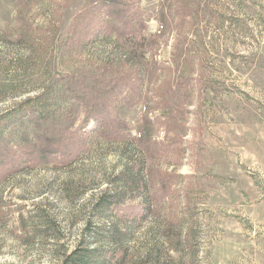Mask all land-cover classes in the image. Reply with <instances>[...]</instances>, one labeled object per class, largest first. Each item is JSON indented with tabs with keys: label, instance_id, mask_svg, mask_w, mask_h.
Here are the masks:
<instances>
[{
	"label": "rangeland",
	"instance_id": "obj_1",
	"mask_svg": "<svg viewBox=\"0 0 264 264\" xmlns=\"http://www.w3.org/2000/svg\"><path fill=\"white\" fill-rule=\"evenodd\" d=\"M124 1L135 23L143 24L146 42L158 30L157 11L166 0ZM168 1L178 2L181 16L194 14L190 34L186 23L192 18L185 17L171 23L157 49L117 42L124 53L95 22L85 25L71 49H62L86 0H0V116L42 95L37 108L46 119L42 130L23 119L0 139V167L7 159L18 165L1 170L0 264H55L49 222L36 221V232L28 223L33 204L55 219L59 238L72 244L85 220L97 221L92 200L131 156L141 159L136 148L96 142L86 121L78 141L87 149L71 167H33L29 161L41 148L36 135L61 140L82 118L78 96L94 97L125 74L115 61L127 57L141 80L135 94L112 101V114L124 123V134L137 138L146 97L161 102L148 113L150 136L140 149L145 182L157 189L162 183L173 199L162 212L175 207L196 220L210 264H264V0H188L190 7L185 0ZM24 31L34 36L28 45L16 43ZM94 33V41L81 45L85 34ZM154 61L158 70L151 68ZM128 205L130 213L138 211ZM114 212L120 216L124 209ZM151 221L146 218L145 226Z\"/></svg>",
	"mask_w": 264,
	"mask_h": 264
},
{
	"label": "trees",
	"instance_id": "obj_2",
	"mask_svg": "<svg viewBox=\"0 0 264 264\" xmlns=\"http://www.w3.org/2000/svg\"><path fill=\"white\" fill-rule=\"evenodd\" d=\"M184 4L189 6L191 2L185 0ZM177 5H173L168 0L165 1V4L157 11L158 30L155 34L150 35L145 42L141 31L144 26L142 23H135V14L131 11L130 4L128 5L124 0H86L85 13H82L72 24L62 49L65 51L71 49L78 39L77 36H80V33L88 28L85 25L91 24L92 26L94 22L96 23L94 28L103 37H115L113 43L119 51L125 53V48L118 45L117 42L133 46L141 42L142 46L157 49L160 46L159 40L165 36V32L172 22L180 24L183 18H192L188 22L189 24L186 23L187 35L190 34L191 28H194V14L191 13V17L189 14L181 16L183 9H178ZM93 10L95 11L93 12ZM90 12H92L91 15ZM107 20H113L115 24L109 23ZM175 29L178 28L175 27ZM34 31L46 34L41 30ZM87 35L83 36L84 43L82 42L81 45L85 46L97 37L95 33L90 38H87ZM33 38L31 31H24L19 35L16 43L28 45L33 41ZM129 58L115 61V64H120L117 66L126 68L127 72L121 77L114 76L113 83H105L94 97L78 96L83 109L82 118L79 119L77 126L64 130L61 140L49 139L42 134L36 135L41 148L40 151L32 152L29 155V157L31 156L29 161L33 167L38 164L54 163L53 165L69 168L78 161L81 154L87 149L86 145H81L78 141L79 135L86 132L85 128H82L86 121L93 125L88 130V134L94 135L96 142L100 138L102 142L116 144L120 148L131 147L133 151L136 148L142 159L143 149L140 148L148 143L150 136L148 113L155 111L157 105L156 110L160 109L162 104L158 102L159 100L152 102L146 97L144 103L147 109L143 111V130L140 131L141 133L139 132V136L129 138L122 132L125 125L112 114L111 103L117 96L135 94L138 90L136 85L141 80L138 66ZM151 59H153L152 56ZM151 68L158 70V63L152 62ZM133 69L137 72L129 74V71ZM150 78L148 74L146 77L147 86H150ZM151 92L147 90L146 94ZM41 99L42 95L28 98L0 116V139L6 140L3 138L6 128L23 121V119L31 123L34 128L42 130V124L46 119L37 108L38 101ZM158 116L160 114L156 119ZM136 156L134 155V159L131 156L113 177V180L106 183L98 196L92 200L91 211L95 214L97 221L85 220L78 238L72 244L59 238L61 230L55 219L46 211L39 210L41 205L33 204L35 210L32 213L33 216L29 217L28 223L31 225V230L33 228L36 232V221L40 226L49 222L48 228L52 232V243L55 251H58L53 256L55 264H210L209 252L201 250L196 237V220L185 210L179 213L178 208L175 207H170L165 213L162 212V205L172 204L173 199L169 198L170 194L165 192L166 187L162 183H160L161 188L159 189L155 187L154 183L149 188L143 176L144 161L136 160ZM6 166L11 170L18 168L17 164H10L7 159L0 167V179L6 175L1 171ZM168 199L169 202H167ZM130 203L138 209L136 213L129 212L128 204ZM120 208L124 209V213L118 216L114 211ZM186 209L190 212L189 208ZM146 218L153 219L147 226L144 224ZM35 232L32 234L35 235Z\"/></svg>",
	"mask_w": 264,
	"mask_h": 264
}]
</instances>
